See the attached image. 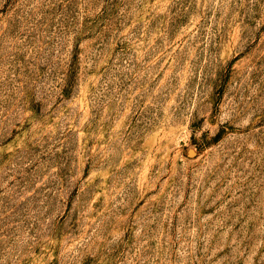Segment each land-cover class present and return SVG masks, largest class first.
<instances>
[{"label":"rangeland","instance_id":"1","mask_svg":"<svg viewBox=\"0 0 264 264\" xmlns=\"http://www.w3.org/2000/svg\"><path fill=\"white\" fill-rule=\"evenodd\" d=\"M0 264H264V0H0Z\"/></svg>","mask_w":264,"mask_h":264}]
</instances>
